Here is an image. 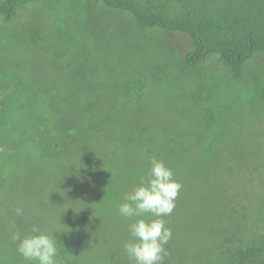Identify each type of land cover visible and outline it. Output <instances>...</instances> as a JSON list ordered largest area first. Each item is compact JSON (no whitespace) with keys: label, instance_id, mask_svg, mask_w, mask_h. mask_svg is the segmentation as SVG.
<instances>
[{"label":"trees","instance_id":"trees-1","mask_svg":"<svg viewBox=\"0 0 264 264\" xmlns=\"http://www.w3.org/2000/svg\"><path fill=\"white\" fill-rule=\"evenodd\" d=\"M153 157L182 185L164 264H250L264 0H0V264L33 225L63 264H132L117 209Z\"/></svg>","mask_w":264,"mask_h":264},{"label":"clouds","instance_id":"clouds-1","mask_svg":"<svg viewBox=\"0 0 264 264\" xmlns=\"http://www.w3.org/2000/svg\"><path fill=\"white\" fill-rule=\"evenodd\" d=\"M149 162L147 175L130 192L124 193V202L117 209L120 217L131 221L124 251L132 264H164L165 246L173 236L164 217L172 214L182 187L164 161L153 157ZM15 213L23 216L24 210L17 207ZM12 240L29 264H63L56 236L38 225H33L26 235L14 231Z\"/></svg>","mask_w":264,"mask_h":264},{"label":"rangeland","instance_id":"rangeland-1","mask_svg":"<svg viewBox=\"0 0 264 264\" xmlns=\"http://www.w3.org/2000/svg\"><path fill=\"white\" fill-rule=\"evenodd\" d=\"M255 257L249 262L250 264H264V243H259L255 246ZM234 264H245L244 260L237 257Z\"/></svg>","mask_w":264,"mask_h":264}]
</instances>
